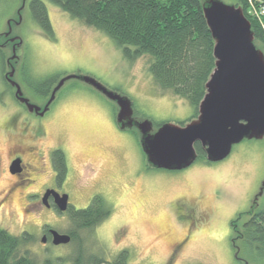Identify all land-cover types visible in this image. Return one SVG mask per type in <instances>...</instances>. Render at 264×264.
Instances as JSON below:
<instances>
[{"label": "rangeland", "instance_id": "1", "mask_svg": "<svg viewBox=\"0 0 264 264\" xmlns=\"http://www.w3.org/2000/svg\"><path fill=\"white\" fill-rule=\"evenodd\" d=\"M30 1L0 0V41L9 29L21 39L16 50L20 60L16 56L12 62L19 61L24 82L86 73L126 94L134 113L153 124L191 119L194 107L157 85L148 72L147 55L126 58L103 32L43 0L54 33L48 38L31 16ZM254 43L264 53V45L257 39ZM10 51L0 45V105H5L0 108V226L12 234H31L22 252L27 249L38 264H73L81 241L83 264H94V256L110 260L122 249L129 252L128 264H254L256 249L243 246L239 239L234 246L231 220L250 207L264 181V137L244 138L224 159L210 164L196 158L182 178L169 183L167 171L146 168L132 130L116 127L114 104L89 85L70 79L52 105L55 111L43 122L46 134L38 148L45 164L32 160V170L26 167L20 176L10 175L7 148L13 141L5 137L9 135L6 114L13 111L9 104L14 102L4 93L2 76L4 56ZM59 142L67 150L69 169L62 188L72 191V205L86 207L99 193L110 212L95 227L80 229L77 241L55 245L51 238L40 241L43 230L46 226L61 233L72 229L68 213L47 208L35 193L52 184L46 159L50 147ZM93 171V183L75 190L77 177L89 183ZM27 178L36 179L29 183ZM198 192L203 194L194 203L172 201ZM257 201V207L264 208V192Z\"/></svg>", "mask_w": 264, "mask_h": 264}, {"label": "trees", "instance_id": "2", "mask_svg": "<svg viewBox=\"0 0 264 264\" xmlns=\"http://www.w3.org/2000/svg\"><path fill=\"white\" fill-rule=\"evenodd\" d=\"M72 17L94 27L111 38L122 54L129 59L141 55L149 57L148 72L157 85L172 94L185 98L193 107L191 119L197 116V107L205 94V83L215 66L213 39L206 24L200 0H49ZM251 24L254 38L264 45V32L258 22L247 13L246 0H236ZM31 16L44 35L54 33L43 0H31ZM58 74L46 77L38 89H46L56 81ZM162 122H154L158 127ZM185 121H180L183 124ZM197 158L206 160L199 143L195 144ZM55 169L63 174L66 169L64 152L51 153ZM110 212L101 195H95L83 208L68 212L72 229L71 241L79 239L78 231L93 228ZM246 214V215H244ZM240 224V229L238 225ZM232 240L256 249L254 264H264V208L249 207L231 220ZM32 240L30 233L12 234L0 226V264H38L26 249L21 248ZM73 264L81 261V241ZM235 246V243H234ZM129 252L122 249L110 260L91 257L94 264H128Z\"/></svg>", "mask_w": 264, "mask_h": 264}, {"label": "water", "instance_id": "3", "mask_svg": "<svg viewBox=\"0 0 264 264\" xmlns=\"http://www.w3.org/2000/svg\"><path fill=\"white\" fill-rule=\"evenodd\" d=\"M201 9L213 39L215 66L205 83L206 91L198 104L196 117L183 124L164 121L155 128L150 119L134 113L127 95L81 72L61 76L48 103L70 79H79L95 88L118 106L116 121L120 127L134 126L139 131V143L146 161L158 168L189 166L197 158L196 143L203 148L207 160L219 161L242 139L264 137V53L254 43L250 21L240 6L221 0H203ZM28 106L35 110L40 108L32 103ZM19 164L20 159H14L10 171H18ZM263 192L264 181L250 207L258 206L257 199ZM50 194L57 210L64 211L68 195L49 188L41 198L44 205H48ZM49 233L55 245L71 241L68 233L54 228H50ZM40 241L45 242L46 236Z\"/></svg>", "mask_w": 264, "mask_h": 264}, {"label": "flooded vegetation", "instance_id": "4", "mask_svg": "<svg viewBox=\"0 0 264 264\" xmlns=\"http://www.w3.org/2000/svg\"><path fill=\"white\" fill-rule=\"evenodd\" d=\"M1 36L4 37V41H0V45H2V46L5 45L6 47L8 46L9 49L12 50V51H10V53H11L10 55L4 56V62H3L4 66H3V72H2L3 80H4L5 86H6L4 93L6 94V97L11 98V100H13V102H14V104L13 103L9 104V105H11L12 108H14L13 111L6 114V119H7L6 129H8L9 135L6 134L5 137L9 141L10 140L13 141V144L8 145V148H7L8 149L7 150L8 151L7 169H8V173L10 175L20 176L26 167L30 168L31 170L33 169L32 160L35 162L38 161L42 165L45 164L44 156L42 155V152H40L39 148H38L41 139L44 138V136L46 134V131H45L44 126H43L44 125L43 122L46 118L51 116L52 113L55 111V109L53 108L52 105H53L54 101L56 100L59 92L61 91V89L64 85L55 92L53 98L48 103V101L51 97L52 89L56 85L57 81L59 80V78L61 76L58 77L56 79V81L54 83H52L49 86V88H46V89L41 88L39 90L37 87L38 83H40L44 79L39 81L38 83L36 82L37 84H27L26 82H24V78H25L24 75H21V73H20V70H19L20 65L18 63L19 61L14 62V63L12 62L16 58V56L19 58L18 54L16 53V50L22 43L21 39L19 38V36L11 34V29H9L8 31H5L3 34H1ZM19 60H20V58H19ZM76 80H79V79H76ZM93 89H95V88H93ZM111 89L116 90L117 92L123 94L122 92H120L119 90H117L115 88H111ZM98 92L100 94H102L100 91H98ZM103 96H105V95H103ZM38 99L40 101L42 100V104H41V102L36 103L34 101V100H38ZM108 100H110V99H108ZM111 102L114 104V124L116 125V127L120 130H132L129 132L134 134L136 139L139 142L140 133H139V131L136 130V128H134V126H131V127H129V126L120 127L119 126V124L116 121V113L118 111V106L116 105L115 102H113V101H111ZM28 103H32V104L37 105L38 107H40L39 110H35L34 108L30 109L28 106ZM46 105H47L46 110L44 112H41L42 109ZM4 106L0 105V108L2 107V109H3ZM21 117H22L23 121H20ZM17 120H19V122H17ZM33 129H34V131H33ZM121 132L125 133L127 131H121ZM7 139H5V140H7ZM59 143H61V142H59ZM64 146L65 145L63 143H61V144L57 143L55 146L50 147L49 157L46 160H47L48 167L51 171L49 177H50L52 184L49 186H45L41 190L40 193L37 192V193H35V195L36 196L40 195V197L42 198V196L44 195L46 190L49 188L56 190L59 194L66 193L68 195V199H67L68 204H67L66 209L64 211H60V212L68 213L70 210L74 209L75 207L71 203L72 202V200H71L72 191L70 189L62 188L63 184L69 178V169L67 166L68 155H66L67 150L65 149ZM54 149H61L64 152L65 160H66V169H65V172L63 174H60L54 167V163H53L52 156H51V153ZM16 158L20 159L19 169L16 172H11L10 171V165H11L12 161ZM145 159H146V157H145ZM203 161H204V163H208V164H210L211 162H215V161H209L207 159L203 160ZM193 163H195V161ZM193 163H191L189 166H187L185 168H181V169H166V168L154 167L152 165H149V163L147 162L146 168L148 170H158V171L165 170V171H167L168 177H166V180L169 183H171V181H173V180H176L178 178H182L185 175V172L191 168ZM34 168H36V167H34ZM34 174H35V171H34ZM94 178H95L94 171H93V175H91V177L88 180L89 183L86 181L81 182V180H80L81 178L77 177V180L75 181V183H73L74 189L77 191L79 189L85 190L87 187H89L91 185V182L93 181ZM35 179L36 178H27L29 183L34 182ZM85 180H87V179H85ZM92 192H94V189L92 190ZM202 194H203V192H198L197 194L190 195L188 197H186L185 195H179V196H176L175 198H173L172 201L173 202L175 201V203H180L183 201H191V203L192 202L194 203V202H196V200H199L198 197L201 196ZM95 195H101V194L96 193V194H93L92 197ZM92 197H91V199H92ZM47 201H48V205H45L47 208L57 209L56 205L54 203V197L51 194L48 196ZM188 203H190V202H188ZM49 229H50V227L46 226L45 229L43 230V235L46 236V240L51 238L50 233H49ZM66 233H68V231Z\"/></svg>", "mask_w": 264, "mask_h": 264}, {"label": "built area", "instance_id": "5", "mask_svg": "<svg viewBox=\"0 0 264 264\" xmlns=\"http://www.w3.org/2000/svg\"><path fill=\"white\" fill-rule=\"evenodd\" d=\"M247 13L254 18L264 32V0H246Z\"/></svg>", "mask_w": 264, "mask_h": 264}]
</instances>
